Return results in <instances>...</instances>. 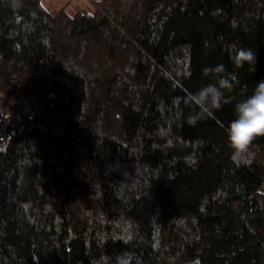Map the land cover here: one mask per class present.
<instances>
[{"label":"trees","instance_id":"trees-1","mask_svg":"<svg viewBox=\"0 0 264 264\" xmlns=\"http://www.w3.org/2000/svg\"><path fill=\"white\" fill-rule=\"evenodd\" d=\"M260 80L264 0H0V264H264Z\"/></svg>","mask_w":264,"mask_h":264},{"label":"clouds","instance_id":"clouds-1","mask_svg":"<svg viewBox=\"0 0 264 264\" xmlns=\"http://www.w3.org/2000/svg\"><path fill=\"white\" fill-rule=\"evenodd\" d=\"M19 2L20 0H14L17 6ZM256 59L255 51L250 48H234L230 53V60L237 68L247 64L250 70L254 71ZM220 69H223L222 65ZM236 81V76L231 75L230 79L219 81V87L215 84L203 87L195 93V102L209 105L215 101L219 107L220 88H231L232 82ZM225 131L232 158L241 162L248 160L252 155L253 142L259 137H264V80L256 82L252 93L234 105V118L228 123Z\"/></svg>","mask_w":264,"mask_h":264},{"label":"rangeland","instance_id":"rangeland-1","mask_svg":"<svg viewBox=\"0 0 264 264\" xmlns=\"http://www.w3.org/2000/svg\"><path fill=\"white\" fill-rule=\"evenodd\" d=\"M5 100V102H6V106L8 107V109L10 110H27V109H29L28 107H26L25 105H14L15 103H14V100L12 99V98H5L4 99Z\"/></svg>","mask_w":264,"mask_h":264}]
</instances>
